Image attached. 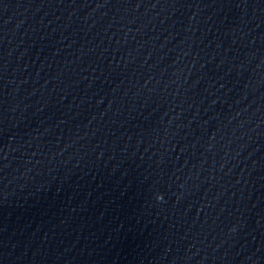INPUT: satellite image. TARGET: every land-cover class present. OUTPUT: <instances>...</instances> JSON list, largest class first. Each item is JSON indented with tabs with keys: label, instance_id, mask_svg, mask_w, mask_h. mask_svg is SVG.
Masks as SVG:
<instances>
[{
	"label": "water",
	"instance_id": "1",
	"mask_svg": "<svg viewBox=\"0 0 264 264\" xmlns=\"http://www.w3.org/2000/svg\"><path fill=\"white\" fill-rule=\"evenodd\" d=\"M0 264H264V0H0Z\"/></svg>",
	"mask_w": 264,
	"mask_h": 264
}]
</instances>
